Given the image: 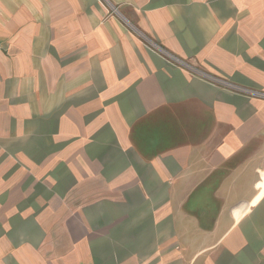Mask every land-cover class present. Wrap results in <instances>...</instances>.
I'll return each mask as SVG.
<instances>
[{"label":"crops","instance_id":"obj_1","mask_svg":"<svg viewBox=\"0 0 264 264\" xmlns=\"http://www.w3.org/2000/svg\"><path fill=\"white\" fill-rule=\"evenodd\" d=\"M257 92L264 0H0V264H264Z\"/></svg>","mask_w":264,"mask_h":264},{"label":"built area","instance_id":"obj_2","mask_svg":"<svg viewBox=\"0 0 264 264\" xmlns=\"http://www.w3.org/2000/svg\"><path fill=\"white\" fill-rule=\"evenodd\" d=\"M146 43L148 44L147 46H148V48L151 50V51H153V52H155V53H157V54H160V55H164L167 59H171V60H174L173 59V57L169 54V53H167L166 51H164V49H162L160 46H158L156 43H154V42H152V41H150V40H146ZM252 93H250V95H251ZM258 95L259 97H261V98H263L264 99V93H259V92H257V93H253V95Z\"/></svg>","mask_w":264,"mask_h":264}]
</instances>
